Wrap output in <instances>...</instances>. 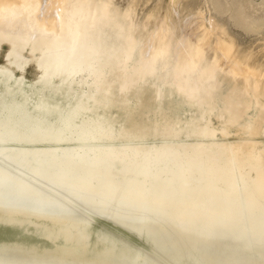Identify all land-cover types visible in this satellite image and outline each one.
Here are the masks:
<instances>
[{
  "label": "bare ground",
  "instance_id": "bare-ground-1",
  "mask_svg": "<svg viewBox=\"0 0 264 264\" xmlns=\"http://www.w3.org/2000/svg\"><path fill=\"white\" fill-rule=\"evenodd\" d=\"M144 31L105 0H0V226L41 240L0 264H264V61L216 34L248 94Z\"/></svg>",
  "mask_w": 264,
  "mask_h": 264
},
{
  "label": "rangeland",
  "instance_id": "rangeland-1",
  "mask_svg": "<svg viewBox=\"0 0 264 264\" xmlns=\"http://www.w3.org/2000/svg\"><path fill=\"white\" fill-rule=\"evenodd\" d=\"M105 1L114 5L119 18H124L132 26H142L145 30L143 37L148 38V43L152 42V39H149L150 35H153L157 41L167 39L169 35H172L169 45L170 50L191 47V49L193 48L203 55V58L196 61L197 64H201L203 67L211 64L212 67L207 68L206 71H217L226 74L231 82L235 80L240 86L248 82L250 85L243 90L248 94L260 91L261 76L247 78L234 70H230L229 64L227 65L223 57L216 54L214 42L218 33L224 38L231 37L235 40L236 51L239 54L251 51V54L248 55L251 58V61H247L248 65L264 61V0ZM199 7L203 13L198 11ZM246 17L249 18L246 20ZM208 18L217 22L221 28H214V33L210 35V38L202 40L203 32L209 26ZM222 27L225 28V32H222ZM4 46L5 43L0 44V51ZM152 51L155 50L151 45L139 43L135 55L139 58L143 56V53L150 52L151 54ZM25 68L15 71V73H24L27 75L26 80H29L32 67L26 65ZM256 81L257 83H254ZM133 103L132 98L131 104ZM145 117L146 115H142L137 118L142 120ZM96 220V225L114 229L111 222L103 219ZM8 238L28 239V241L39 243L41 241L31 233L25 234L19 228L0 226V239ZM129 238L132 241H138L135 236H129Z\"/></svg>",
  "mask_w": 264,
  "mask_h": 264
},
{
  "label": "water",
  "instance_id": "water-1",
  "mask_svg": "<svg viewBox=\"0 0 264 264\" xmlns=\"http://www.w3.org/2000/svg\"><path fill=\"white\" fill-rule=\"evenodd\" d=\"M110 222L114 225V223L112 222V220Z\"/></svg>",
  "mask_w": 264,
  "mask_h": 264
}]
</instances>
